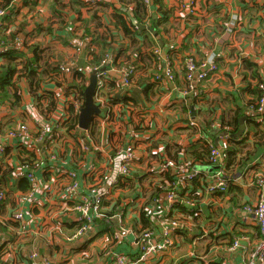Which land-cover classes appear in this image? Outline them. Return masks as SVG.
<instances>
[{"label": "crops", "instance_id": "0c3cea01", "mask_svg": "<svg viewBox=\"0 0 264 264\" xmlns=\"http://www.w3.org/2000/svg\"><path fill=\"white\" fill-rule=\"evenodd\" d=\"M178 4L177 0H150L149 3L106 0L97 5H92L90 0H15L8 5L9 13L20 12L10 29L18 31L17 47L24 57L31 59L35 51L43 50L45 59L41 60L37 71L45 81L54 73L55 63L74 57L70 40L77 35L91 37V53L95 51L98 55L109 48L121 61L136 64L138 70L128 91L118 87L119 75L111 72L108 86H115L111 90L114 112L105 125L101 116L105 115V110L95 117L90 129L89 151L84 152L79 142L82 131H75L78 134L75 142L60 131L59 141L48 150L49 155L51 151L56 153L57 159L49 158L46 153L42 155L46 170L42 174L37 171L42 177L40 194L35 203L23 202L28 206L25 219L20 222L14 220L13 215L23 207L19 199L24 193L21 181L25 170L17 158L22 147L18 141H13L7 145V152L0 154V164L7 163L17 169L5 187L6 198L0 204L2 252L10 250L12 255L15 252L25 255L36 244L54 264H113L105 255V250L113 247L107 235L83 237V240L73 238L77 224L72 207L77 200L66 197V176L70 169L82 173L81 190L84 192L93 182V167L100 179L109 181L113 176L105 173L106 152L112 144H122L132 133L142 129H151L156 144L151 150L148 146L154 141L141 145L138 156L142 157L134 166L137 170L133 172L132 181L135 187H149L144 193L147 196L151 194L150 189L162 183L158 169L164 158L200 161L189 152L208 142L224 145L225 168L233 178L225 193L205 192L204 182L215 172L211 169L188 186L187 196L196 198L197 207L193 212L188 207L187 212L178 207L186 216L188 227L178 235L177 248L162 257L164 264H242L245 251L259 243L261 233L254 215L244 207L255 205L264 195V186L255 184V177L264 175V116H253L256 113L251 108L258 100V82L264 78V0H198L196 15H186ZM134 18L139 21L136 28L132 27ZM123 22L131 28L132 34ZM157 47L162 59L167 58L173 64L176 74L173 82L153 81ZM189 56L200 61L214 59L219 70L184 100L180 90L185 85L184 61ZM46 59L50 68L44 63ZM53 80L58 81L65 97L62 105L58 99V107H63L67 115L71 102L79 97L78 93L68 92L70 84H75L74 76ZM26 82L22 81L23 95ZM38 103L34 107L23 103L19 107L0 106V127L5 143H9L8 131L19 124L28 125L30 136L35 133L37 123L44 120ZM238 111V130L232 125V128L222 129L223 120L231 121ZM191 119L197 125L191 126ZM241 121L245 130L240 137L233 138L231 134L239 131ZM92 130L98 134L96 139ZM260 136H263L262 141ZM235 149L237 153L229 165L231 156L227 152ZM143 176L147 178L141 180ZM121 189L115 190L108 200L115 202ZM128 201L127 221L139 220V213L133 209L134 201ZM195 216H202L203 222ZM104 223L99 222L102 231ZM57 225L61 230L56 229ZM236 236L242 238L241 247L232 252L229 247ZM87 247L105 257L101 261L92 258L84 262L81 255ZM130 247L133 246L129 243L127 249ZM21 258L23 260L24 256Z\"/></svg>", "mask_w": 264, "mask_h": 264}, {"label": "built area", "instance_id": "2783aa9c", "mask_svg": "<svg viewBox=\"0 0 264 264\" xmlns=\"http://www.w3.org/2000/svg\"><path fill=\"white\" fill-rule=\"evenodd\" d=\"M104 1L106 0H90L92 5H97ZM177 1L179 7H181L186 15L197 14L198 0ZM144 2L149 3L150 0H144ZM6 16L7 9L0 6V33L2 32V26L6 23ZM70 45L75 51L74 57L67 62L55 63L52 69L54 73L51 74V79L48 81H51L54 77L58 78L70 75L75 78L78 74H82L87 78L85 79L88 85L91 75L94 74L97 78L94 98L102 112L105 110V115L101 114L103 118L102 124L105 125L114 112L110 97L106 92L109 83H111L109 82L111 72L116 71L119 75L118 87L128 91L138 67L134 63L121 61L110 50L106 51L98 64H91L93 56L89 50L93 45L90 36L79 37L77 35L76 38L70 40ZM83 51H85L84 57H82ZM160 51L158 47L154 50V54L157 56V64L155 67L156 72L152 77L153 81L173 82L176 78L173 64L167 58L162 59ZM82 62L86 63L87 67L82 66ZM218 70L219 64L214 59L200 61L192 56L186 57L184 61L185 85L180 90L181 97L187 100L196 91L200 83L213 77ZM258 90L260 92V99L252 110L255 111L257 116L263 117L264 78L258 82ZM83 104V100L76 97L71 102L70 107H73L80 114ZM43 118V121L37 123L35 133H32L31 136L30 129L26 123L19 124L16 128L9 130L6 135L9 143L4 142L0 127V154L5 153L7 145L13 141H18L19 147L32 149L36 155V160L32 164L33 169L25 166L22 167L25 170L24 174L30 182V189L20 197V204L23 207H20L19 211L13 215V219L19 222L25 219V211L28 206H24L23 202L28 200L31 201V204L32 202L35 203L36 199H38V193L40 194L42 177L40 178L37 171H40L42 174L46 170L42 155L46 153L49 158L53 160L57 159L56 153L51 151L49 155L48 150H51L52 147L54 148V143L59 141L60 131L64 128L63 120L54 121L50 114L47 117L44 115ZM190 125L195 126L197 122L191 119ZM76 129L82 131L78 137L80 144L83 146L82 149L84 152L89 151L91 149L90 129L82 130L79 126ZM136 138L135 134L132 133L124 143L112 144L111 149L106 152L105 173H108L109 176L112 175L113 178L109 181L100 179L99 172L93 167V182L87 186V192L81 190L82 173L75 169L68 170L65 183L66 197L77 200L75 206L72 207V210L76 213L74 221L77 224L73 238L83 240V237L97 238L101 235H107L108 239L113 241V247L107 248L105 255L112 259L113 264H164L162 257L164 258L166 254L173 252L177 248L178 235L180 232L187 230L188 227V224L185 222L186 216L179 212L177 204L181 203L192 212L197 207L196 200L181 197V192L188 190V186L197 178L203 176L212 165L219 166L220 168L212 172L211 176H207L208 179L204 182L205 187H203L205 192L209 194L225 193L228 191L233 178L225 168L226 156L223 144L221 146L214 142H208L210 156L207 161L191 162L185 158L175 160L166 157L160 162L158 169L162 181L159 184V188L163 191L162 195L149 200L151 194L147 197L144 193L140 195V192L137 190L138 195L129 197L133 198V209H136L139 213V220L136 221L134 219L137 223L136 226H128L127 212L119 210L111 214L112 206L115 205L116 201H111L110 205H106L105 203L114 195V186H117L120 182L124 183L132 179L133 172H135L134 166L139 163L142 157L138 156L141 144ZM150 138L148 139L149 142L150 140L154 142L148 146L149 150L156 144L155 135L151 134ZM87 140L89 141L88 143ZM144 178L147 177H140L141 180ZM255 184L263 187L264 175L258 174L255 177ZM143 188L147 190L149 187ZM154 189H158V187L150 189V192ZM5 198L6 192L0 191V203ZM124 202L122 206L125 204L129 205L128 198H125ZM136 204L137 206H135ZM143 209L150 216L151 223L148 226H145L143 221L140 220V214ZM244 209L254 215L255 223L261 233V240L251 250L245 251L242 264H264V195L258 199L255 205H247ZM99 222L108 223L109 230L102 232ZM56 229L61 230V227L57 225ZM241 241L242 238L236 236L229 250L232 252L236 251L241 247ZM129 243L133 247H130L128 250L127 245ZM14 250L16 251L17 249L14 248ZM3 253L2 260L5 262H0V264H54L52 258L48 254L42 253L36 244L25 255L17 252L12 255L10 250ZM7 253L9 254L8 257L5 256ZM21 256H24L23 260Z\"/></svg>", "mask_w": 264, "mask_h": 264}, {"label": "trees", "instance_id": "16d2710c", "mask_svg": "<svg viewBox=\"0 0 264 264\" xmlns=\"http://www.w3.org/2000/svg\"><path fill=\"white\" fill-rule=\"evenodd\" d=\"M14 1L15 0H0V6L7 9V16L5 17L6 23L2 26V32L0 33V106L4 104H8L9 106H12V107L21 106L23 98H24L23 90H22V81L27 80V82L30 85V91H32L33 96L38 98L37 100L39 103L38 102L37 103L40 107L41 114L47 117L49 114H52L54 110L58 107V97L54 91L45 92V91L39 90L43 92L42 94H40L41 92H38V89L41 88V85L44 81V79H42V77L38 75V71H37V69L41 67V60L44 61L45 59L43 55V50L38 49L40 53L35 51L34 57L30 59L29 57L25 58L24 53L21 50H19L17 47V42L19 40L18 31L17 30L12 31L10 29V24L15 23V17L19 15L20 12L19 11L14 12L12 10L9 13V8H8V5L13 3ZM138 22L139 21H137L136 18H134L132 20V24H133L132 27L136 28L138 25ZM122 24L124 25L126 30L128 32H131L132 34V30L131 28L127 26V23L123 22ZM84 36L86 35H83L82 37ZM109 50L111 49L108 48V50L106 51H109ZM106 51L98 55L97 53H95V51L94 53H91V55L93 56L91 60V64H98L100 60L102 59V57L105 55ZM44 63L46 64V67L50 68V65L47 64V59ZM85 78L86 77H84V75L78 74L74 78L75 84L71 83L70 84L71 86H69L68 88V92L78 93L79 98L83 100V102L85 101V88L87 86V83H86L87 78L86 79ZM114 87L115 86H108L107 91H106L107 95L110 97V101L113 99L111 96L113 94L111 93V90ZM256 94H257V98H258L257 102H258L260 99L259 90ZM116 96L118 98H121L120 94H116ZM43 98H44L43 100L44 102H42ZM256 103L251 105V108L253 107L255 108ZM239 114H240V111L236 112L234 118H232L231 121L223 120L222 129L225 128V130H227L229 127H231L230 125H232L235 127L236 130H238V125H239L238 115ZM253 116H257V114L256 115L253 114ZM78 124H79L78 112H76L73 107H69L68 114L66 115V118L63 120L64 128L69 132V134L72 135L77 130L76 128ZM93 132L94 130L91 131V133ZM75 134L78 135L77 133ZM259 138H261V141H262L263 136H260ZM240 142L244 143L243 141H240ZM236 150L237 149L233 150L235 152L233 151L230 153L227 152V155L231 156L230 157L231 161H229V165L231 164L233 160V156L237 153ZM6 152H7V148L5 150V153ZM189 153H190V156L195 157L194 159L196 160L207 161L210 156V148L207 143L205 146H202V147L199 146L194 150L191 149ZM17 158L19 159L23 167L25 166V167H28L29 169H33L32 164L36 160V155L32 151V149H29L27 147L20 148ZM194 162H197V161H194ZM16 170H17L16 168H14L13 166L7 163L0 164V191L6 192L5 187L11 182V178L16 173ZM132 180L133 179H131V181L124 182L121 187L114 188V190H117L120 188L122 189L120 191L119 197L116 199L115 205L112 206V210L110 212L111 214L119 210H123L124 212H127L128 204H125L124 206H122V204L125 203L124 202L125 198L132 197L136 194L138 195V191H137L138 187H135V182ZM21 187L24 192L23 194H26L28 190L30 189V182L28 178L26 177V175L25 177L22 178ZM187 191L188 190L182 191L181 197L190 198L189 196H187ZM162 193L163 191H161L159 187L158 189H154L153 191H151V196L149 197V200H153L155 199V197L156 198L160 197ZM191 199L196 200V198H193V197ZM110 203L111 201H107L105 204L110 205ZM177 207L181 208L182 210H185V207L181 203H178ZM185 212L187 211L185 210ZM188 213H189V210H188ZM149 218L150 216L143 209L140 214V220L143 221L145 226L150 225L151 222ZM104 224H105V229L102 232H104L105 230H109L108 225H107L108 223L105 222ZM136 225L137 223L135 224V226ZM3 256H4V253L0 250V262L1 263L5 262L4 260H2Z\"/></svg>", "mask_w": 264, "mask_h": 264}, {"label": "rangeland", "instance_id": "374dc122", "mask_svg": "<svg viewBox=\"0 0 264 264\" xmlns=\"http://www.w3.org/2000/svg\"><path fill=\"white\" fill-rule=\"evenodd\" d=\"M49 79H51V78L49 77ZM24 88H25L24 89V98H23L22 103L24 105L30 104L31 106L34 107V104L37 103L38 101L36 100L35 96L30 95L31 93L29 92L27 82L25 83ZM60 88L61 87H59L57 85V83L55 82V80H51V81H45L44 80L43 83H42V85H41L40 90L45 91V92H47V91H54L57 94L58 99H61V102H62L61 105H62V104L65 103V99H64L65 97H64V95H62L63 93L60 91ZM24 99L28 103L25 102ZM28 99H30V100L28 101ZM52 118H53L54 121H57V122L60 121V120H64L66 118V114H65L64 108L63 107L61 108V106L60 107H57L54 110V112L52 113ZM62 132H63V134H65L66 136L69 137V140L71 142H75V140L77 139V135L75 133H73L71 135V134H69V132L65 128H62ZM151 134H152L151 129H142V130H138V131L135 132V137H137L136 139L139 140L140 144L142 145V144H144L150 138ZM97 135L98 134H97L96 131H94L92 133V136L94 137V139H96ZM87 142H89V141L87 140ZM134 170H137V167H134ZM138 191L140 192V195H141V193H145V189L143 187H138ZM126 198H129V197H126ZM128 200H133V198L128 199ZM135 206H137V204ZM195 217H199L200 220H201V222H203L202 216H195ZM135 224H136L135 221H128L127 222V225L128 226L129 225L135 226ZM97 254L98 253H95L94 251H91L87 247V248L84 249V252L81 255V258L83 259L84 262H87V261L91 260L92 258H95L96 260L98 259V260L101 261L103 259V257H105L101 253H100V255L102 257H100L99 254L98 255ZM91 264H98V263H93L92 262Z\"/></svg>", "mask_w": 264, "mask_h": 264}, {"label": "water", "instance_id": "95a60500", "mask_svg": "<svg viewBox=\"0 0 264 264\" xmlns=\"http://www.w3.org/2000/svg\"><path fill=\"white\" fill-rule=\"evenodd\" d=\"M84 55H85V51L82 52V57H84ZM81 64L82 66L87 67L86 63L82 62ZM96 84H97V78L94 74H92L90 77V82L85 88V101L79 114L78 126L82 130L91 129L94 118L97 115H100L102 112L100 106L95 102V98H94L96 92ZM192 114L193 116H195L194 111L192 112ZM240 123H241V128L239 129V131L235 134H231L233 138L240 137L243 131L245 130V126L243 122L241 121ZM219 168H220L219 166L212 165L210 166L209 169L216 171Z\"/></svg>", "mask_w": 264, "mask_h": 264}]
</instances>
